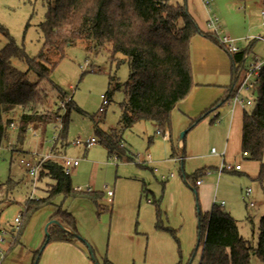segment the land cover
Masks as SVG:
<instances>
[{
	"label": "rangeland",
	"instance_id": "obj_1",
	"mask_svg": "<svg viewBox=\"0 0 264 264\" xmlns=\"http://www.w3.org/2000/svg\"><path fill=\"white\" fill-rule=\"evenodd\" d=\"M183 1L186 2L189 13L201 29L212 32V28L208 26V18L210 14L214 13L219 18V24L222 27L221 31L219 30L221 36L227 35L234 38V43L239 48L251 45L246 65L254 57L264 59V0H213V5L211 4L213 7L211 6L210 10L204 5L203 0H171L173 3ZM45 10L44 0H0V25L7 29L17 44L24 47L29 56H35L42 46L43 35L38 24L44 19ZM258 36L262 38H257ZM6 41V37L0 31V48ZM221 50L228 57L230 66V73L228 72L225 77L221 76V79L225 81L224 84L228 85L231 81V64L228 52L224 48ZM116 58H111L106 48L91 45L86 40H78L66 47L65 56L50 72L48 78L58 85L67 97L71 98L82 110V112L77 110L70 112L66 146L59 148L60 143L56 144L54 138L57 137L61 127L64 109L60 111L61 116L58 120L47 124L44 130H27L21 145L17 141L16 125L20 108H16L10 114L14 125H9L7 138L0 146V183L11 179L18 182V185L8 195L10 202L5 204L0 212V263L11 258V260L14 259L13 264H32L34 252L41 247L46 237L45 226L49 221L47 220L49 215L61 207L75 217L77 231L87 243V245L84 244L87 256L90 259L93 257L99 263H102L105 256L109 259L108 254L111 251L112 255H116L117 259L124 264H162L161 261L164 259H161V254L163 251L168 252L174 242L176 246L174 249H176L178 261H181V264H198L201 248L194 251L193 247L184 258L180 238L178 243L169 231L156 227L155 204L154 202L147 203L146 199L153 200V198L161 197L163 183L158 178L160 173L167 175L173 172L178 178H182V174L191 171L194 173L199 166L205 168L203 163L214 164L219 159L208 153L211 147L219 153L224 149V146L227 151L226 164L234 166L238 163L241 165V169L238 171L235 169L226 170L220 178L214 169L210 172V176L201 175L200 177L204 185L211 182L218 186L216 193L212 189L210 192V194L212 192L215 194L216 204L218 205L221 200H224V207L227 211L228 208L231 209V215L237 221L240 234L250 240L253 246L256 245L259 219L264 215V182L261 183L256 179L259 162L247 159L242 155L238 140L232 137L227 140V123L224 117L229 109L227 103L220 110L221 117H224L221 122H209L210 118H213L212 111L209 113L211 117L200 120L192 128H190V123L185 124L184 128L180 130L174 128L172 137H169V133L166 132L167 139H162V134L156 133L157 128L153 122L137 121L122 133L125 153L121 157L108 156L105 146L94 132V123L104 131L118 128L119 103L124 98L122 89L112 91L110 102L105 106L104 112L98 110L101 105L100 95H107V92L113 88L110 78L118 79L120 83H124L128 79L127 62L121 55H117ZM12 62L20 70L27 69L22 60L13 59ZM29 78L32 81L37 80L33 73H29ZM44 87L48 90L52 100L56 101V105L61 104L63 107L64 102L57 99L56 91L50 88L48 83H44ZM249 95V92L242 91L240 97L245 98ZM235 104L240 103L238 101ZM243 106L248 109L251 105ZM186 129L188 131L183 141L189 146L185 147L187 155L185 160L183 162L178 160L175 163L165 162L170 159L171 143L176 145L177 137ZM90 136L95 137L96 142L88 148L72 144L75 139L84 140ZM56 149L60 151L59 155L65 154L80 159L79 165L71 171V183L73 187H80L82 190L90 187L92 190L102 191L104 195L100 201L103 208L99 211L92 201L85 198L63 199L57 197L33 213L20 235L19 243L9 249V243L16 235L17 226L23 221L22 212L25 201L29 197H43L53 183L46 172L42 175L38 174L37 178L33 180L27 174L20 160L56 153L54 151ZM151 161L162 163L158 165L159 173L152 171ZM262 161L264 162V153ZM211 168L213 167L211 166ZM117 176L135 180L144 186L140 202L142 205L153 207L154 229L163 232L171 242V244L157 243L162 247L156 250V255H153V252L148 253L147 239H139L138 242H135L128 238L123 224H117L118 233L112 232L111 202L108 201L106 191L113 190V182ZM187 185L191 187L190 184L187 183ZM247 187L251 189V192L245 196L243 189ZM199 201V195L195 194L194 203L196 206L199 205ZM249 201L253 202V205L250 206ZM161 210L160 207L162 225L166 227ZM15 217H18L20 222L16 223ZM137 226L136 222L133 226L135 230H137ZM1 230H4L5 233ZM136 235L144 238L149 237L151 242L154 241L153 233ZM120 246H126L128 251L133 253L132 259L122 260ZM90 250H92L93 256L90 255ZM41 252L42 248L40 255ZM251 262L252 264H264L256 254L252 255Z\"/></svg>",
	"mask_w": 264,
	"mask_h": 264
},
{
	"label": "trees",
	"instance_id": "obj_2",
	"mask_svg": "<svg viewBox=\"0 0 264 264\" xmlns=\"http://www.w3.org/2000/svg\"><path fill=\"white\" fill-rule=\"evenodd\" d=\"M46 10L44 19L38 24L43 35L40 50L29 56L24 47L15 42L7 29L0 25L1 33L7 41L0 48V146L7 138L8 127L12 122L10 114L20 108L17 115V141L21 145L27 130H44L46 125L57 121L64 109L61 127L55 139L60 147L67 144L69 116L72 110L82 112L81 108L68 98L66 93L48 76L65 56L68 45L78 40H86L91 45L108 50L111 58L121 55L129 68L128 79L120 83L110 78L112 90L107 92L110 102L112 91L122 89L123 100L119 103L118 128L104 131L94 123V132L105 146L108 156L121 157L124 152L123 131L133 123L144 120L155 124L161 133H170L171 111L185 99L193 88L190 42L195 34H202L224 48L231 64V83L222 99L204 110L190 123V128L204 119L221 104L231 102L246 70V58L251 45L237 52L228 51L219 37L212 31H202L189 13L186 2L171 0H44ZM13 59L22 60L26 70H20ZM33 73L37 80H30ZM48 83L56 91L57 99L64 102L56 105L48 90ZM241 152L245 157L259 162L256 179L264 182V64L258 76V86L253 104L243 111L241 125ZM58 148V149H59ZM124 148V149H123ZM58 149L54 150L60 153ZM171 155H176L171 147ZM130 159V157H128ZM53 180L43 197H29L24 203L23 221L9 243L12 249L19 243L26 223L34 212L51 203L57 197L85 198L92 201L100 211L103 205L102 191L78 190L73 187L70 175L63 172L61 164L52 159L46 160L39 175L45 173ZM186 182H195L197 171L182 174ZM18 182L8 179L0 183V212L10 201L8 195ZM156 227L167 230L179 243L174 231L162 225L159 201H154ZM52 222L41 247L34 252L32 264H37L40 249L52 241H86L77 231L76 219L67 210L58 207L49 217ZM197 244L201 246L198 264H252L253 254H264V215L259 219L256 245L242 236L236 219L222 205L213 203L211 209L203 212L197 204ZM89 247V246H88ZM90 255L93 256L92 250ZM93 258V257H92ZM94 259V258H93ZM114 264L106 256L102 263ZM175 264H181V261Z\"/></svg>",
	"mask_w": 264,
	"mask_h": 264
},
{
	"label": "crops",
	"instance_id": "obj_3",
	"mask_svg": "<svg viewBox=\"0 0 264 264\" xmlns=\"http://www.w3.org/2000/svg\"><path fill=\"white\" fill-rule=\"evenodd\" d=\"M212 3L213 0H211V4ZM201 30L209 32L207 30ZM190 47L192 77L194 85L190 94L185 99L179 101L171 111L172 125L170 133L168 135L169 137H172L174 128L178 130L184 128L185 124L191 123V121L199 116L204 110L209 108L218 100L222 99L225 95L227 86H229L231 83L230 81L228 85L224 84L225 81L221 79V76L225 77L228 75V72L230 73L228 57H226L225 52L221 50L222 47H218L217 44H215L202 34H195L192 37ZM226 103L229 105V109L224 114L227 123L226 137L227 140H229L230 137L238 140L240 146L242 115L243 111L246 108L241 103ZM224 104H221L212 112L213 118H210V123H219L224 118L220 115V110H222V106H224ZM209 116L210 114H208L205 119H208ZM188 129L184 130V134L182 136L181 133L183 131L180 133V135L176 139V145L171 143L169 151L170 159H167L165 162L171 161L170 163H175L178 160H181V162L185 160L187 156L185 147L189 146V144H185L183 139ZM159 135H161V133ZM161 136L162 139H167L163 135ZM172 146L175 148L176 155H171ZM123 147L125 148L124 145ZM221 152L223 153V155H221ZM221 152L218 153L216 150V153H212L210 149L208 153H211V155H214L219 159L214 164L203 163L205 164L203 166L205 168H202V166H199V168H197V178L201 179L200 184L197 185L195 184V182L190 181V187L189 185H187L186 179L183 176L182 178L184 180L182 178H178L173 172H171V176L170 173L167 175L160 173L159 175H157L163 183L161 197H159V199L153 198V200H151L150 198L146 199L147 203H151L157 200L159 201V206L162 209L161 211L163 222L166 227H169L174 231L178 239L180 238V242H182L181 248L183 249L182 256H184V258H186L193 247L195 249L198 239L196 231L197 206L194 203L195 194L199 195L200 203L198 207L203 212L209 211L213 203L217 202L214 193H216L218 186H215L214 183L211 182H208L206 185H204L200 176H210V172L215 169L217 171L218 178H220L223 172L229 170L225 167H222V164L226 163L225 156H227V151L225 149V146ZM243 156L245 157V155ZM175 157H179L180 159L175 160ZM159 163L154 161L150 162L152 171L154 173H159ZM211 166L213 168H211ZM154 168H156L157 171H154ZM187 174H192V171ZM161 175H165V178L162 179ZM211 189L214 193L212 192L210 194ZM90 190L92 189L90 188ZM143 190L144 186L140 182L131 180L126 177H116L113 182V194L110 201V215L112 217L111 227L112 232L118 233L117 224H123L124 229L128 234V238L135 242H138L139 239H147L148 253L153 252L152 254L156 255V250L162 247L160 246V244H171V242H169L167 236L163 234V232L154 229L155 213L153 207L145 204L142 205L140 202L142 196L141 192H143ZM244 191L245 189H243V193L245 194ZM224 205L225 202L222 206L224 207ZM228 212L231 214V209L228 208ZM47 220H49V218ZM136 222L138 224L137 230H135V228L133 227ZM151 233H153L154 235V241L152 242L149 237L144 238L143 236L141 237L139 235H136ZM123 237H125V235H123ZM157 243L160 244L157 245ZM199 247L201 248V246ZM120 248V255L122 256V260H125V258L132 259L133 253L128 251V248L126 246H120ZM174 248H176V246L174 245V242H172L169 251H163V253L161 254V259H164L161 261L162 264H175L178 261V254L176 252V249ZM255 254L259 255L261 261L264 262V254ZM108 255L109 259L114 264H124L117 259L116 255H112L111 251H109ZM3 260L5 259L3 258ZM13 261L14 259L11 260L10 258V260H5L4 263L2 262L0 264H13ZM37 264H97V261H95V259L93 258L90 259L87 256V253L84 250V245L80 241H52L42 249Z\"/></svg>",
	"mask_w": 264,
	"mask_h": 264
},
{
	"label": "built area",
	"instance_id": "obj_4",
	"mask_svg": "<svg viewBox=\"0 0 264 264\" xmlns=\"http://www.w3.org/2000/svg\"><path fill=\"white\" fill-rule=\"evenodd\" d=\"M203 2H204V5L208 8V10H210L211 9V0H203ZM208 26L212 28V31L219 37L221 44L224 45L228 51L234 53V52H237V51L242 49V48H239L235 45V43H234L235 39L234 38H231L227 35L221 36L219 34V30L221 29L220 24H219V18L214 13L210 14V16L208 18ZM257 38H262V37L258 36ZM263 64H264V59L254 57L251 60V62L246 65L244 78L241 81L236 93L232 97V100H231L232 103H236L239 101V103H241L242 105H246V106L253 104V100H254V97L256 95V88L258 86V76H259V72H260V69L263 66ZM242 91L249 92L250 95L245 97V98H241L240 94ZM100 98H101V105L99 106L98 110L100 112H104L105 106L109 103V100H108V97L106 94H101ZM10 125L13 126L14 122H11ZM157 132L160 133L159 131H157ZM162 135L164 137H167L166 133H164ZM54 138L56 139V136ZM95 142H96V138L93 136H90V137L85 138L84 140L75 139L72 142V144L81 145V146H84L85 148H88V147L92 146ZM211 152L216 153L215 148H211ZM221 155H223L222 152H221ZM243 155H246V153H243ZM49 159H52L54 161L59 162L63 168L64 174H66V175H70L71 171L76 166H78L80 163L79 158L66 156L65 154L59 155V153H48V154L41 156V157L35 156L33 159H21L20 163L23 164L24 168L26 169L27 174L30 175L33 180H35L37 178L40 170L42 169L43 163ZM178 159H180V158L175 157V160H178ZM222 167H225L227 169L239 170L240 164H236V165L232 166L230 164H226V163L224 164L223 163ZM154 171H157V169L154 168ZM171 175H172V173H170V176ZM161 178L162 179L165 178V175H161ZM200 183H201V179L197 178L195 180V184L198 185ZM76 189L80 190L81 188L77 187ZM86 190L90 191V188H86ZM244 192H245V196H247L250 194L251 189L246 188ZM106 193L108 196V201H111V196L113 194V191L107 190ZM223 204H224V201L221 200L219 202V205H223ZM249 205L250 206L253 205V202L249 201ZM14 221L16 223L20 222L18 217H15ZM1 231L3 233H5L4 230H1Z\"/></svg>",
	"mask_w": 264,
	"mask_h": 264
},
{
	"label": "water",
	"instance_id": "obj_5",
	"mask_svg": "<svg viewBox=\"0 0 264 264\" xmlns=\"http://www.w3.org/2000/svg\"><path fill=\"white\" fill-rule=\"evenodd\" d=\"M183 134H184V131L181 133V136H182ZM52 222L57 223L56 221H48V222H47V224H46V226H45L46 236H48L47 228H48V226H49Z\"/></svg>",
	"mask_w": 264,
	"mask_h": 264
}]
</instances>
